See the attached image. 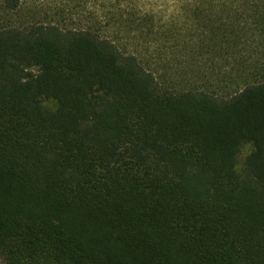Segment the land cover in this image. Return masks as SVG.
Listing matches in <instances>:
<instances>
[{
  "label": "trees",
  "instance_id": "1",
  "mask_svg": "<svg viewBox=\"0 0 264 264\" xmlns=\"http://www.w3.org/2000/svg\"><path fill=\"white\" fill-rule=\"evenodd\" d=\"M23 2L0 0V258L264 264V0L167 23L140 0L21 21Z\"/></svg>",
  "mask_w": 264,
  "mask_h": 264
},
{
  "label": "rangeland",
  "instance_id": "2",
  "mask_svg": "<svg viewBox=\"0 0 264 264\" xmlns=\"http://www.w3.org/2000/svg\"><path fill=\"white\" fill-rule=\"evenodd\" d=\"M56 0H24L21 13L16 15L17 19L30 20V19H42L45 11H50L51 6ZM185 0H140V5L151 9L156 13L157 17H161L164 23L171 22L175 15L180 11V6ZM38 13H40L38 15ZM51 12H49L50 15ZM41 17V18H40ZM183 19V18H182ZM124 49L135 52L140 61L153 72L156 73L159 81L164 86H171V73L169 69L163 67L159 61L157 55H154L149 49H142L140 46H133L127 44V41H121ZM246 154V152H244ZM0 264H6V262L0 258Z\"/></svg>",
  "mask_w": 264,
  "mask_h": 264
}]
</instances>
